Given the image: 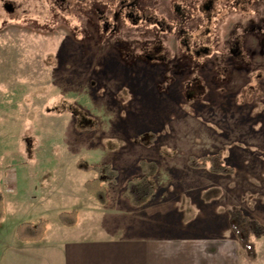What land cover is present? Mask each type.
<instances>
[{"label": "rangeland", "instance_id": "1", "mask_svg": "<svg viewBox=\"0 0 264 264\" xmlns=\"http://www.w3.org/2000/svg\"><path fill=\"white\" fill-rule=\"evenodd\" d=\"M23 7L27 25L0 24V191L6 202L0 242L18 241L15 228L40 218L48 223L43 241L51 239L65 228L58 214L73 209L76 229L64 233L104 234L101 225L110 220L83 185L95 172L80 170L78 162L118 168L117 182H104L110 209L121 201L135 207L122 190L140 172L137 161L148 158L160 163L152 201L167 198L183 223L204 217L223 232L229 226L241 263L264 264V234L250 237V250L230 223L239 207L264 226V112L260 103H249L258 92L244 85L234 94L238 80L224 96L209 92L189 101L179 82L164 90L144 64L128 67L77 40L68 22L47 21L39 1ZM207 154H219L232 171L188 166L190 155ZM124 224L113 234L123 235Z\"/></svg>", "mask_w": 264, "mask_h": 264}, {"label": "flooded vegetation", "instance_id": "2", "mask_svg": "<svg viewBox=\"0 0 264 264\" xmlns=\"http://www.w3.org/2000/svg\"><path fill=\"white\" fill-rule=\"evenodd\" d=\"M26 1L0 0L1 26L27 25ZM34 1L47 7V21L68 22L77 40L156 72L164 90L179 82L185 98L199 101L239 80L234 94L244 85L258 92L249 103L264 112V0Z\"/></svg>", "mask_w": 264, "mask_h": 264}, {"label": "crops", "instance_id": "3", "mask_svg": "<svg viewBox=\"0 0 264 264\" xmlns=\"http://www.w3.org/2000/svg\"><path fill=\"white\" fill-rule=\"evenodd\" d=\"M161 199L141 207H132L126 201L110 209V203L101 204L102 217L110 220L101 225L107 228L104 234L86 236L82 233L89 229L85 228L64 233L75 230L76 225H63L65 228L45 241L3 240L0 264H242L238 244L227 231L229 226L223 232L219 222L210 220L206 224L204 217L183 223L169 206L171 202ZM123 221L126 234L116 236L113 233Z\"/></svg>", "mask_w": 264, "mask_h": 264}, {"label": "trees", "instance_id": "4", "mask_svg": "<svg viewBox=\"0 0 264 264\" xmlns=\"http://www.w3.org/2000/svg\"><path fill=\"white\" fill-rule=\"evenodd\" d=\"M153 71V70H152ZM158 81H156L157 83ZM139 173H134L126 180L122 196L133 206L141 207L151 202L156 194L154 180L160 170V163L154 159L140 158L138 161ZM78 168L83 171H94L95 176L84 182L86 192L100 204H107L105 181L117 182L118 168L111 162L105 161L98 164H81ZM209 164V168L216 173H229L232 167L221 162L219 154H207L200 158L195 155L188 157V166L197 169ZM154 179V180H152ZM4 216V195L0 191V220ZM62 225L70 227L77 222L75 210L62 211L58 214ZM230 223L235 229L241 243L253 250L250 237L259 238L264 234V226L253 216L245 213L241 208L235 207L230 214ZM47 220L40 218L35 223L21 222L16 228V238L20 242H39L46 234Z\"/></svg>", "mask_w": 264, "mask_h": 264}]
</instances>
